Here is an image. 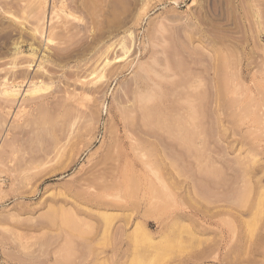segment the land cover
I'll list each match as a JSON object with an SVG mask.
<instances>
[{
    "label": "rangeland",
    "instance_id": "374dc122",
    "mask_svg": "<svg viewBox=\"0 0 264 264\" xmlns=\"http://www.w3.org/2000/svg\"><path fill=\"white\" fill-rule=\"evenodd\" d=\"M41 1L0 0V264H264V0Z\"/></svg>",
    "mask_w": 264,
    "mask_h": 264
},
{
    "label": "bare ground",
    "instance_id": "6f19581e",
    "mask_svg": "<svg viewBox=\"0 0 264 264\" xmlns=\"http://www.w3.org/2000/svg\"><path fill=\"white\" fill-rule=\"evenodd\" d=\"M40 1H41V0H40ZM54 1H55V0H54ZM28 2H29V1H28ZM38 2H39V1H38ZM41 2H42V1H41ZM45 2H47V1L44 0V3H45ZM56 2H57V1H55V3H56ZM61 2H63V1H61ZM70 2H71V1H70ZM77 2H78V1H77ZM51 3H52V2H51ZM36 4H37V3H36ZM40 4H41V3H40ZM40 4H39V5H40ZM47 4H48V3H47ZM52 4H53V3H52ZM64 4H65V3H64ZM64 4L62 5L63 7H64ZM75 4H76V2H75ZM5 5H6V4H5ZM29 5H30V3H29ZM32 5H34V4H32ZM45 5H46V3H45ZM45 5H44V7L41 6V9H40V6H39L38 8H39L40 10H42V9L44 10ZM65 5H67V4H65ZM69 5H70V3H69ZM77 5H78V4H76V6H77ZM26 6H27V5H26ZM35 6H36V5H35ZM35 6H34V7H35ZM46 6H47V5H46ZM58 6H59V5H58ZM78 6H79V5H78ZM78 6H77V7H78ZM1 7H2V5H1ZM6 7H7V6H6ZM23 7H24V6H23ZM28 7H29V6H28ZM31 7H32V6H31ZM50 7H51V6H50ZM54 7H55V6H54ZM54 7L52 6V8H54ZM72 7H73V6H72ZM72 7H71V8H72ZM4 8H5V6H4ZM25 8H26V7H25ZM35 8H36V7H35ZM58 8H59V7H58ZM73 8H74V7H73ZM62 9H63V8H62ZM65 9H66V6H65ZM37 10H38V9H37ZM37 10H36V11H37ZM46 10H47V8H46ZM46 10H45V12H46ZM69 10H70V9H69ZM4 11H5V10H4ZM7 11H8V10H7ZM29 11H30V10H29ZM32 11H33V10H32ZM40 12H41V11H40ZM69 12H70V11H69ZM38 13H39V12H38ZM42 13H44V11H43ZM36 15H37V14H36ZM36 15H35V16H36ZM44 15H45V14H44ZM73 15H74V14H73ZM39 16H40V14H39ZM42 17H43V16H42ZM69 17H72V16H69ZM39 18H40V17H39ZM39 20H40V19H39ZM64 21H65V20H64ZM38 22H40V21H38ZM63 23H65V22H63ZM68 24H69V21H68ZM66 25H67V24H66ZM67 27H68V25H67ZM68 28H69V27H68ZM69 29H70V28H69ZM69 29H68V30H69ZM42 31H43V30H42ZM69 31H70V30H69ZM40 32H41V31H40ZM75 32H77V31H75ZM66 33H67V32H66ZM72 33L74 34V32H72ZM46 35H47V34H46ZM74 35H75V34H74ZM78 35H79V34H78ZM65 36H66V35H65ZM70 36H71V35H70ZM64 38H65V37H64ZM67 39H68V37H67ZM73 39H74V38H73ZM46 40L49 41L50 39H46ZM72 41H74V40H72ZM70 42H71V41H70ZM71 43H72V42H71ZM93 43H94V42H93ZM93 43H92V44H93ZM66 45H67V43H66ZM68 45H70V44H68ZM95 45H96V44H95ZM95 45H94V46H95ZM62 47H63V46H62ZM66 48H67V47H66ZM90 48H91V47H90ZM62 49H63V48H62ZM64 49H65V48H64ZM64 49H63V50H64ZM69 49H71V48H69ZM75 49H76V48H75ZM75 49H74V50H75ZM58 50H59V49H58ZM78 50H79V49H78ZM60 51H61V50H60ZM20 52H21V51H20ZM33 52H34V51H33ZM42 52H43V51H42ZM66 52H67V51H65L64 53H66ZM73 52H74V51H73ZM31 54H32V53H31ZM46 54H47V53H46ZM58 54H59V53H58ZM61 54H62V53H61ZM61 54H60V55H61ZM77 54H80V52L77 53ZM91 54H92V53H91ZM93 54H94V53H93ZM32 55H33V54H32ZM56 55H57V53H56ZM60 55H59V56H60ZM65 55H66V54H65ZM16 56H17V55H16ZM34 56H35V55H34ZM66 56H67V55H66ZM66 56H65V57H66ZM69 56H70V55H69ZM94 56H95V55H94ZM42 57H43V56H42ZM42 57H41L40 59H42ZM57 57H58V56H57ZM70 57H71V56H70ZM14 58H16V57H14ZM34 58H35V57H34ZM59 58H61V57H59ZM66 59H68V58H66ZM96 59H97V58H96ZM63 60H64V59H63ZM39 61H40V60H39ZM48 61H49V60H48ZM60 61H61V59H60ZM49 62H50V61H49ZM62 62H63V61H62ZM78 63H79V62H78ZM63 67H64V66H63ZM14 68H15V67H14ZM61 68H62V67H61ZM68 68H69V67H68ZM46 69H47V68H46ZM15 70H16V69H15ZM41 70H45V68H44V69L41 68ZM13 71H14V70H13ZM16 71H17V70H16ZM45 71L48 72L49 70H45ZM68 71H69V70H68ZM68 71H67V72H68ZM50 72H51V71H50ZM54 72H55V71H54ZM72 72H73V71H72ZM23 74H25V73L23 72ZM67 74H68V73H67ZM67 74H66V75H67ZM77 74H78V73H77ZM36 75H37V74H36ZM51 75L54 76V74H52V73H51ZM71 75H73V74H71ZM20 76H21V75H20ZM24 76H25V75H24ZM32 77H33V76H32ZM34 77H35V76H34ZM34 77H33V78H34ZM55 77H56V75H55ZM68 77H69V76H68ZM14 78H15V77H14ZM26 78H27V77H26ZM33 78H32V80L34 81ZM65 78H66V77H65ZM12 79H13V78H12ZM30 79H31V77H30ZM55 79H56V78H55ZM16 80H17V79H16ZM28 80H29V79H28ZM39 80H40V79H39ZM41 80H42V79H41ZM49 80H50V79H49ZM7 81H8V80H7ZM14 81H15V79H14ZM33 81H32V82H33ZM61 81H62V80H61ZM20 82H21V81H20ZM32 82H30L31 84L29 83L30 86H33V85H32ZM36 82H37V81H36ZM7 83H8V82H7ZM23 83H24V82H23ZM34 83H35V81H34ZM11 84H12V83H11ZM84 84H85V82H84ZM87 84H88V83H87ZM9 85H10V84H9ZM36 86H37V85H36ZM44 86H45V85H44ZM44 86H43V87H44ZM33 87H34V86H33ZM43 87H42V88H43ZM31 88H32V87H31ZM38 88H39V89L41 88V87H39V84H38V87H37V88L34 87V88H32L31 90L34 91V92H36V91L38 90ZM5 90H6V89H5ZM10 90H11V89H10ZM21 90H22V89H21ZM23 90H24V89H23ZM26 90H27V89H26ZM26 90H25V92H26ZM29 90H30V89H29ZM47 90H48V89H47ZM27 91H28V90H27ZM32 91H30V92H32ZM37 92H38V91H37ZM39 92H40V91H39ZM43 92H44V91H43ZM11 93L15 95V94H17V91L12 90ZM26 93H27V92H26ZM28 93H29V92H28ZM1 94H2V93H1ZM5 94H6V93H5ZM7 94H8V92H7ZM9 94H10V93H9ZM37 94H38V93H37ZM74 94H75V93H74ZM2 95H3V94H2ZM38 95H39V94H38ZM47 95H48V94H47ZM76 95H77V94H76ZM5 96H6V95H5ZM15 96H16V95H15ZM43 96H44V95H43ZM31 97H32V96H31ZM70 97H71V96H70ZM33 98H34V96H33ZM37 98H38V97H37ZM78 98H79V97H78ZM34 99H35V98H34ZM34 99H32V100H34ZM59 99H60V98H59ZM27 100L30 101L31 99H30V100L27 99ZM77 100H79V99H77ZM34 101H36V100H34ZM43 101H44V100H43ZM155 101H156V100H155ZM32 102H33V101H32ZM61 102H62V101H61ZM43 103H45V102H43ZM52 104H53V103H52ZM57 104H58V103H57ZM139 104H141V103H139ZM145 104H146V103H145ZM154 104H155V102H154ZM157 104H159V103H157ZM59 105H60V103H59ZM141 105H142V104H141ZM151 105L153 106V104H150V105H149V108H150ZM39 106H41V105H39ZM43 106H44V105H43ZM143 106H144V105H143ZM143 106H142V110L144 109ZM37 107H38V106H37ZM47 108H48V107H47ZM140 108H141V107H140ZM149 108H147V106H146L145 110H146V114H147V115H151V116H150L151 118H153L152 116H154V118H155V117H158V119H159V117H161L162 119H164V117H163L164 115L162 114L161 109L158 110L159 107H157V108H150V109H149ZM137 109H139V108H137ZM164 109H165V108H164ZM145 110H143L144 114H145ZM162 110H163V109H162ZM22 111H23V110H22ZM42 111H44V110H42ZM42 111H41V112H42ZM140 111H141V110H140ZM164 111H165V110H164ZM41 112H39V113H41ZM47 113H48V112H47ZM164 113H165V112H164ZM34 114H35V113H34ZM142 114H143V113H142ZM142 114H141V115H142ZM146 114H145V115H146ZM165 114H166V113H165ZM22 115H23V114H22ZM48 115H49V114H48ZM147 115H146L145 117H147ZM168 115H169V114H168ZM168 115H167V116H168ZM27 116H28V115H27ZM42 116H44V115H42ZM45 116H46V115H45ZM45 116H44V117H45ZM171 116H173V115H171ZM34 117H35V116H34ZM44 117H43V119H44ZM145 117H143V118H145ZM165 117H166V116H165ZM169 117H170V116H169ZM174 117H175L174 119L177 118L176 116H174ZM19 118H20V117H19ZM30 118H31V117H30ZM154 118H153V119H154ZM34 119H35V118H34ZM45 119H47V118H45ZM162 119H160V120H162ZM28 120H30V119H28ZM47 120H48V119H47ZM143 120H144V119H143ZM160 120H159V121H160ZM169 120H170V118H169ZM52 121H53V120H52ZM126 121H128V120H126ZM147 121L149 122V119H148ZM147 121H145L146 124H149V123H147ZM154 121H155V120H154ZM177 121H178V120H177ZM24 122H25V121H24ZM42 122H45V121H42ZM46 122H47V121H46ZM128 122H129V121H128ZM166 122H167V120H166ZM168 122H169V121H168ZM170 122H172V121L170 120ZM178 122H179V121H178ZM180 122H181V121H180ZM30 123H31V121H30ZM130 123H132V122L130 121ZM158 123H159V122H158ZM175 123H176V122H175ZM28 124H29V123H28ZM31 124H32V123H31ZM151 124H152V122H151ZM155 124H156V123H155ZM170 124H171V123H170ZM132 125H134V124L132 123ZM158 125H159V124H158ZM173 125H174V122H173ZM31 126H32V125H31ZM43 126L45 127V125H43ZM161 126H162V125H161ZM166 126H168V125H166ZM175 126H176V125H175ZM130 127H131V126H130ZM168 127H169V126H168ZM30 128H31V127H30ZM30 128H29V129H30ZM49 128H51V127L49 126ZM133 128H134V127H133ZM175 128H177V127H175ZM41 129H43V127H41ZM33 130H35V129H33ZM133 130H134V129H133ZM25 131H26V130H25ZM31 131H32V130H31ZM31 131H30V132H31ZM38 131H39V130H38ZM26 132H29V130H27ZM23 134H24V131H23ZM135 137H136V136H135ZM133 139H134V138H133ZM137 140H138V139H137ZM140 140H141V139H140ZM140 140H138V141H140ZM141 143H142V142H141ZM139 144H140V143H139ZM139 144H138V145H139ZM119 184H120V183H119ZM119 184H118V185H119ZM105 187H106V186H105ZM109 188H110V187H109ZM111 188H112V187H111ZM103 189H106V188H103ZM112 204H113V203H112Z\"/></svg>",
    "mask_w": 264,
    "mask_h": 264
}]
</instances>
